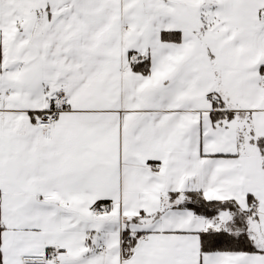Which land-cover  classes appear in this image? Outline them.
Listing matches in <instances>:
<instances>
[{"label":"snow or ice","instance_id":"obj_1","mask_svg":"<svg viewBox=\"0 0 264 264\" xmlns=\"http://www.w3.org/2000/svg\"><path fill=\"white\" fill-rule=\"evenodd\" d=\"M0 264H264V0H0Z\"/></svg>","mask_w":264,"mask_h":264}]
</instances>
